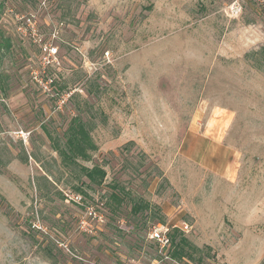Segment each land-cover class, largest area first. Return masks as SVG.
<instances>
[{
  "label": "rangeland",
  "instance_id": "1",
  "mask_svg": "<svg viewBox=\"0 0 264 264\" xmlns=\"http://www.w3.org/2000/svg\"><path fill=\"white\" fill-rule=\"evenodd\" d=\"M0 5V264H264L263 0ZM76 115L79 166L44 128ZM184 221L193 258L166 259L151 230Z\"/></svg>",
  "mask_w": 264,
  "mask_h": 264
},
{
  "label": "trees",
  "instance_id": "2",
  "mask_svg": "<svg viewBox=\"0 0 264 264\" xmlns=\"http://www.w3.org/2000/svg\"><path fill=\"white\" fill-rule=\"evenodd\" d=\"M2 5H0V8ZM10 41H7V47H9ZM44 128L50 134L56 150L60 153L62 161L68 165H78V160H90L92 157V152L97 149L96 144L93 141L92 130L94 128V123L84 120L80 115L72 117L68 123L66 130L64 131V141L57 139L52 136L49 129L44 126ZM81 173L86 176L90 183L93 185L100 186L107 175L104 167L100 165H94L93 167H88L82 165L80 167ZM80 192L85 193L81 188H77ZM86 194V193H85ZM111 197L115 200L119 199L118 193L113 192ZM148 205L144 203H135L133 210L135 212H140ZM172 238V248L171 257L174 259H183L188 255L189 258H193L192 255L188 254V247L192 246L188 238L178 229H175L171 233Z\"/></svg>",
  "mask_w": 264,
  "mask_h": 264
},
{
  "label": "built area",
  "instance_id": "3",
  "mask_svg": "<svg viewBox=\"0 0 264 264\" xmlns=\"http://www.w3.org/2000/svg\"><path fill=\"white\" fill-rule=\"evenodd\" d=\"M263 2H264V0H263ZM46 48L48 49L50 55L55 54L57 52L56 48L54 49L52 47H47V46H46ZM72 198H73L74 201L80 202L79 201L80 200L79 196H74ZM86 213H87L88 220L83 218L80 221V228H82V229H87L89 231L93 230L92 224L90 223L89 219H96L100 223H104V221H105L104 215L100 214V213H97L92 208L88 207ZM177 228L180 229L183 232H189V231H191L193 226L190 223L186 222V221L182 222L181 224L172 223V222L169 223V224L160 223V224H158L156 227H154L151 230L150 238L155 240V242L160 247L161 251L164 252V257L166 259L172 258L171 254H170V251H171V248H172L171 233H172V230L177 229ZM188 264H193V263L189 262Z\"/></svg>",
  "mask_w": 264,
  "mask_h": 264
}]
</instances>
